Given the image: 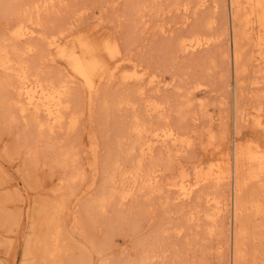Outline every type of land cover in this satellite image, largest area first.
Returning a JSON list of instances; mask_svg holds the SVG:
<instances>
[{"label":"rangeland","instance_id":"obj_1","mask_svg":"<svg viewBox=\"0 0 264 264\" xmlns=\"http://www.w3.org/2000/svg\"><path fill=\"white\" fill-rule=\"evenodd\" d=\"M183 5L188 6L187 11L182 9ZM228 10L227 0H207L203 5H199V0H63L53 10L40 14L39 19L44 24L39 28L40 32L51 34L65 28V40L69 45L78 33L115 37L120 41L123 56L131 63H123L125 69L122 64L121 70L114 75L116 78L113 76L99 84V92L94 95L91 105L82 84L79 81L71 83L67 115L77 114L78 122L72 128L66 119L53 133L38 135L35 128L17 114L9 119L2 103V98L8 94L0 90V264H232L231 215L227 217L222 213L214 221L210 220L207 215L214 206L206 201L210 196L230 199V185L206 181L187 201L179 200L176 189L166 185L176 181L181 170L194 181L195 172L204 173L211 164L222 161L225 153L230 152L234 139L241 145L254 142L264 148V133L252 123L258 110L264 118V64L254 60L253 42L240 39L242 58L238 74L235 73ZM15 22L16 17L1 6L0 36L3 33L8 36ZM191 32L211 35L215 39L196 51L178 52L175 48L178 37ZM37 44L45 55L39 62L42 74L53 79L67 74L64 62L55 55V60H50L46 44L41 41ZM16 45L20 47L21 43ZM40 56L34 54L32 63ZM131 60L148 68L156 80L150 83L146 77L131 82V85L130 81L123 82L120 74L132 69L130 66L135 62ZM198 83L201 85L196 86ZM138 88L142 99L131 105L122 102L124 108L115 104L118 99H128V94ZM235 96L239 110L249 113L247 120L238 121L236 134ZM164 97L168 102L160 113L144 108V100H162ZM184 102L187 115L182 118L177 107ZM130 112L146 118L148 126H154L155 122V126L164 123L179 126L188 145L171 147L156 143L152 153L142 157L144 167L153 162L159 169L155 191L147 187L134 189L121 202L116 201V196L104 213H94L89 207L96 198L94 194L98 197L108 188L106 171L102 173L106 164L117 161L122 171L135 158L136 153L129 154L127 150L133 138L128 132ZM92 139L96 144L94 152ZM63 147L77 150V154L73 153L75 163L81 168L78 180H69L68 165L65 168L57 159L58 148ZM90 161H93L92 165ZM102 175L105 178L102 179ZM100 180L105 181L107 187L100 184ZM126 181L129 185L130 180ZM116 182L119 183L117 179ZM260 190L259 183L250 181L243 196L246 199L261 196ZM54 202L63 204L55 216L63 247L50 255L43 252L46 243L50 246L45 219L50 218L49 209ZM251 211L248 209L240 219V224L246 228V238L242 240L244 257L238 264H264V213L255 215ZM143 248L146 258L142 256Z\"/></svg>","mask_w":264,"mask_h":264},{"label":"bare ground","instance_id":"obj_2","mask_svg":"<svg viewBox=\"0 0 264 264\" xmlns=\"http://www.w3.org/2000/svg\"><path fill=\"white\" fill-rule=\"evenodd\" d=\"M25 1L26 0H0V7L2 6V8L9 15L16 17V22L9 29V35L5 37L3 36L4 35L3 33V35L0 36V90L7 92L8 94V96L6 95V97L2 98V103L6 107V110H7V117L11 119L12 117H14L15 114L19 115L20 117H23L26 122L30 123L35 128L38 135H42L45 132H47V134L51 132L53 133V130L55 128L60 127L66 121V119H68L69 125L73 128V126L78 122L77 121L78 116H76L77 114L76 115L71 114L70 112H69L70 113L69 116L67 115V110L69 108L68 95L71 97V95L69 94L70 84L73 83L74 81H79L82 84L81 86H83L85 90L87 91V100L89 102V105H91L94 95L97 92H99L97 91L99 84L104 80H107V81L111 80L113 76L115 75L116 71L121 70L120 68L122 67V64L125 62H129L130 59L125 58L123 56L124 53H123V49H122L119 39L112 37V36L111 37H108L106 35L105 36L103 35L102 36L101 35L91 36L90 34L78 33L73 37L72 44L69 45L67 44L65 40L66 38L64 34L65 28L64 29L60 28L56 32L51 33V34L40 32L41 29L39 30V28H41L44 25V24H41V20L39 19L40 14L43 11L53 10L56 4L59 2H62L63 0H29L28 2L27 1L25 2ZM206 1L207 0H199V5H203ZM227 2H228V9H229L227 11L228 19H229L228 23L230 27V33H231L230 34L231 36L230 45L232 49L231 58H232V63H233L232 66H234L233 68H235V73L238 72V69L240 67V59L242 58L241 57V46L242 45H240V42H239L240 39L242 40L247 39L253 42V46L256 52L254 60L257 61L258 63L264 64V0H227ZM187 5L182 6V9L184 11L188 10ZM223 15H225V11L223 12ZM64 17L66 16L64 15ZM99 34H101V30ZM36 37L38 38L35 40L34 38ZM214 39H215L214 36H211V35H205L201 33L198 34L197 32L196 33L191 32L189 34H186V35L183 34L179 36L175 43V48H177L176 50H178V52L179 51L184 52V53L188 51L193 52V51H196L198 49H201L203 47L210 45V43L213 42ZM39 41L44 42L46 44L45 49L46 51H48V54L50 55V60H55L54 59V55H55L56 57L60 58L64 62V64L66 65L65 71L67 74L65 75L60 74L61 76L57 75L58 77H56V79L47 77L46 75L42 74V72L40 71L39 62L40 60L44 58L45 55L42 54V50L38 47L37 42ZM16 43H21V46L18 47ZM34 54L41 55L39 60L36 63H32L31 61V58L32 56H34ZM131 61H134V60H131ZM136 63L137 62H135V64L133 63L134 65L130 66L132 67L131 70L128 69L129 67L126 68V70H130V71L121 72L120 78L123 82L130 81V85H131V82H139V81H142L146 77L148 78L147 80H149L150 83L156 80L155 79L156 76L150 73L148 68L142 67L143 65L141 66ZM124 65L125 64H123L122 68H124ZM155 71H156V68H155ZM56 74H59V73H56ZM171 79H172V76H171ZM115 81H114V84H115ZM107 84L108 83L106 82V85ZM159 84L161 85L163 83L159 82ZM200 85L201 84L199 83L196 84V86H200ZM133 91L134 92H130V95L128 94L129 96L128 99L123 100V98L120 96L122 100L118 99V101L116 102L114 100L113 101L115 102L116 105H119L122 102L124 104H130V105L134 104L135 102L139 101L138 99H142V97L140 96L142 93H141V89L139 88ZM70 92H71V89H70ZM116 94L118 93L116 92ZM155 94L159 95L158 93H155ZM124 95L126 96V93ZM122 96H123V92H122ZM144 101H145L144 108L146 110H150L153 112H156V111L159 112V110H162L163 106L168 102V100L165 97L162 100L153 99V100H147V101L144 100ZM141 107L143 108V106ZM186 107H187L186 102H184V104L182 103L179 104V106L177 107L178 111L181 113L182 118H185L187 115ZM259 111L260 110H258V113L253 117L252 123L254 127L262 130L264 133V118H262V115L261 113H259ZM82 112L84 113V111ZM158 112L156 114H158ZM248 115L249 113H246V112L242 113L239 110L238 101L236 100V96H235L234 98V125H235L234 133L235 134L238 132L237 131L238 121L240 119L247 120ZM130 118L131 119L129 120L130 122L128 125V132L130 133L131 136H133V138L131 142L129 143L130 146H128L127 150H129V154L136 153L134 154L135 158L134 160H132L129 167L122 171H121L120 164L117 161L107 163V164L105 163L106 169L104 168L105 169L103 170L104 172L102 171L101 172L105 173L106 171V181L108 183V188L106 190H102L101 188H99L102 191L100 192L99 190L100 194L99 192H97V195L99 194L98 197L95 196L94 194V197H96L95 199L93 195L91 196L94 200L93 201L91 200L92 203L90 202L91 204L89 207L93 210L94 213L105 211L106 208L108 207V204L113 202L112 200H114L116 196L118 197L116 200L117 202L118 201L121 202L125 200L129 195H131L134 189L140 190V189H143L144 187L145 188L147 187L150 191H153V189L155 191V187H158L157 172L159 169L157 168V165L153 162L152 163L148 162L149 165L144 167L143 166L144 163H142V157L144 155L151 154L155 147L154 145L156 143L163 144L164 146L168 144L171 147L172 146L184 147L188 145L187 137L185 133L180 129L179 126H178L179 129L167 123H164L162 125L158 124V126H155L156 122L155 124H153L154 126L152 125L148 126L146 122V118L144 119V117L139 116L137 114H132ZM161 119L163 121V118ZM88 139L90 140L91 138H88ZM93 139L91 143V149L94 152L96 148V144H93ZM88 147H90V144L88 145ZM58 150L59 152H58L57 159H59L61 163L65 165V168L67 165L69 167V175H68L69 180L71 181L78 180L79 176L81 175V168L75 163V155L73 153L74 150L71 151L72 149L69 147L68 148L63 147L62 149L58 148ZM76 151H74L75 154H77ZM90 154L92 155V153ZM94 156L96 159L97 158L96 155ZM148 161H150V159H148ZM92 162L90 165H92ZM92 167L95 168V166H92ZM180 172H181L180 174L178 173L179 177L178 179H176V181L173 180L166 184L168 187H173V189L174 188L176 189V191L178 192V195L176 194V197L178 196L179 200L180 199L183 201L190 200L194 192L198 189V187L204 184V182L206 181L207 182L212 181L216 184L225 183L227 185L228 184L230 185V192H231L230 199L228 197L227 199L221 200V199H217L216 196L215 197L210 196V197H207V199L205 198L208 203L213 204L214 206L213 210L208 215L206 213V215L212 221H214L216 217L218 216L220 217L222 213H226L227 217L228 215L229 216L231 215V220L233 223V231L231 235L232 237L231 238L232 240L231 260H232V264H238L239 261H242L240 259L244 257L243 256L244 250L242 247V245L244 246V243L242 244V240L244 239V237L246 238V230H245L246 228L245 226L243 227L240 224L241 216L247 213L248 209L249 211L252 210L255 215H258V214L261 215L264 213V148L254 142H247L246 144L241 145L239 142H237L234 139L230 152L225 153L222 161L220 163L218 161V163L211 164L207 171L205 172L203 171L204 173L196 174L195 172V175L197 177H194L196 178L194 181L189 180L188 175L187 173L184 172V170H181ZM90 174L92 176V173ZM101 178L103 179L105 178V176L103 177L102 175ZM92 179H91V182L93 181ZM116 179L119 181V183L116 182ZM127 179L130 180L129 185L125 184L127 182L126 181ZM250 181H255L259 183V187L261 189L260 191L262 192L261 193L262 195L261 196L259 195L260 197L254 196V197L246 199L243 196L244 189ZM104 182L100 184H103ZM105 183L103 185L106 186ZM97 187L99 186H96L95 188ZM135 194H136V191H135ZM62 208H63L62 203L60 202L52 203L51 208L49 209L51 213L48 215V217L50 218L45 217L46 218L45 222L47 224L46 226L49 230L47 240L49 241L48 243L50 244V246H48L47 243L45 244L43 248V252L45 254L52 255L54 253H57L59 252L60 247L62 246L60 244V241H61L60 226L55 217L56 213L60 212ZM210 208L212 209V207ZM248 221L250 220L248 219ZM248 221H246V223ZM154 232L156 233L155 230ZM142 250H143L142 256H145L144 248ZM144 258H146V256ZM148 260L150 259L148 258Z\"/></svg>","mask_w":264,"mask_h":264}]
</instances>
